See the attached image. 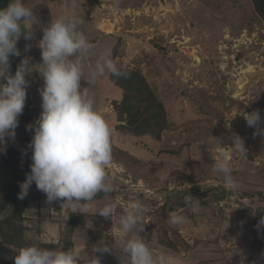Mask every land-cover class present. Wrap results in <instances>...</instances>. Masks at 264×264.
<instances>
[{
	"label": "rangeland",
	"instance_id": "1",
	"mask_svg": "<svg viewBox=\"0 0 264 264\" xmlns=\"http://www.w3.org/2000/svg\"><path fill=\"white\" fill-rule=\"evenodd\" d=\"M97 1L23 0L34 14L33 35L28 40L21 36L17 42L21 55L15 58L17 63H20L22 58L29 57L33 65L39 64L41 52L38 42L43 35L42 29L59 17H78L83 21L79 26L80 31L93 45L82 66L81 88H87L89 87L87 81L91 78L95 64L106 53H111L116 38L122 31L127 49L125 63H129L135 57L140 58L143 52L155 55L156 52L146 43L153 38L165 37L166 42L162 47L166 49L167 57L156 55L149 66H141V69L146 79L155 87L166 108L173 114L172 119L177 122L168 137L158 142L148 136L141 138L125 136L114 129L116 120L112 102L121 98V91L112 83L110 73L107 71L104 76L96 78L94 87L89 91L90 97L94 99L95 109L111 129L112 147L128 153L129 158L118 154L112 155L113 164L108 170L116 171L115 176H120L124 183L117 181L115 177L111 180L110 175H113L114 171H108V179L112 182L113 188L116 187L114 194L94 200L92 211L85 215L81 214L85 221L87 219V229L92 230L94 227L93 230L96 231V227L101 228L103 232L107 226L112 227L113 222L116 229L104 232L103 239H100L102 236L98 233L93 235V231L85 230V225L84 228L77 230L73 252L77 255L79 253L82 262L88 263V257L96 256L100 258L101 264H129L128 256L119 244L117 228L125 204L132 199L141 200V195L139 192L138 194L133 192L137 189H128V186L126 190H120L119 184L124 185V180L128 183L132 181L133 184L140 183L144 187L146 184L143 179L146 174L150 180H157L155 187L151 188L155 191L165 180L169 182L170 189L176 187L175 191L188 189L189 186L205 188L217 186L221 182L215 179L216 173L213 172L212 166L217 159L223 158L222 151H226L231 170L238 169L237 172L241 174L239 176L241 179H238L240 182L238 190L255 194L253 200L245 197L246 203H253L256 206L257 201L264 200V150L261 148L264 145V136L255 134L256 130L247 126L243 118V113L260 111L264 99V41L259 40V26L249 20L251 9L245 0H145L139 7L133 9L130 6V9L121 10L116 8L115 0ZM132 3L136 4L135 0ZM250 23L253 27L252 32L248 31ZM239 27L242 28L241 31ZM120 52L119 50L118 53ZM118 61L121 60L116 59L114 63L117 64ZM29 78L33 83L28 87L30 104L40 113L39 90L43 86V80L35 73ZM213 81L224 83L222 93L238 102L229 112H222L220 106L216 105L218 114H222L221 118L207 109L201 110L198 105L191 106V99L185 101L177 98L183 90V84H187L190 90L202 89V93L211 99L218 95L217 85L211 83ZM209 104L214 108L215 103L212 99L209 100ZM198 109L205 114L211 113V116L202 117ZM17 128L14 139L6 138V145L7 140L18 143ZM241 128L247 130L244 146L249 150V154L246 158L241 157L239 152L238 155L232 154L234 147L228 148L231 141L226 142L223 150L196 147L206 141L222 137L226 130ZM169 144L174 145V149L186 144L189 147L182 151L179 159L164 152L159 154V149H167L165 147ZM194 145L195 147H192ZM131 157L136 158L137 162ZM200 164L204 167H199ZM257 193L262 194V199ZM158 196V199H161L164 194ZM199 201L201 206L198 210L194 211L190 207L183 209L187 220L176 226L183 239L179 240V248L177 247L179 252H169L154 242L159 249L157 256L164 254L172 257V264H264V245L258 244L262 238L261 234L257 235V240L254 241L256 229L253 227L251 212L234 214V210H229L227 217L221 221L220 215L211 216L210 211L204 209L206 215L202 218L199 216L202 202ZM110 202H116L117 208L109 219L99 214L92 216L97 209ZM39 213L49 216L50 220L55 222L54 229L59 241L62 230L59 232L56 225L59 224L62 229L63 211H59L56 204L49 202V206L40 205ZM144 213L142 218L147 216ZM28 215L33 221L41 222L34 218V210L33 212L28 210ZM192 216L195 218L192 219ZM148 217L152 220L150 215ZM151 223L155 225V230L163 224L162 221ZM108 235H116L113 237L115 240L107 238ZM187 246L188 249L184 252V247ZM96 247H108L111 252H94Z\"/></svg>",
	"mask_w": 264,
	"mask_h": 264
},
{
	"label": "clouds",
	"instance_id": "2",
	"mask_svg": "<svg viewBox=\"0 0 264 264\" xmlns=\"http://www.w3.org/2000/svg\"><path fill=\"white\" fill-rule=\"evenodd\" d=\"M33 11L23 0H11L0 9V153L6 150V138H15L18 117L23 113L27 98L29 77L35 73L43 80L39 90L41 112L39 118L26 130L33 132L30 147L32 150L30 172L20 183L19 199H24L33 183L46 195L47 201H64L67 206L80 214L92 211V203L98 193L114 191L108 179V169L112 167L111 129L103 116L95 109L94 99L89 91L97 77L105 72L114 76H124L110 53H106L95 64L89 87L81 88L83 63L93 45L80 31L83 21L75 16L59 17L43 28L38 42L41 62L33 65L29 57L20 60L14 74L9 72V57H19L17 42L24 37L32 38ZM25 50H28L26 45ZM247 126L264 136V119L259 110L243 113ZM216 139V138H215ZM219 147L223 150L221 140ZM228 147V146H227ZM246 158L247 149L239 135L233 134L231 146ZM222 151V159L212 166L213 172L221 175L224 186L236 191L240 182L232 175L227 159ZM186 204L194 211L201 206L200 201L190 194ZM117 208L116 202L104 204L95 215L109 219ZM146 211L139 199H132L125 205L119 218L117 232L119 244L128 256L129 264H172V257L154 255L153 251L139 235L143 231L140 221ZM187 217L183 209L170 212L168 222L172 226L185 223ZM264 226V217L259 225ZM32 244L21 247L13 257V264H81V258L72 250L41 247L38 238ZM94 252L109 253L108 247H96ZM88 264H101L99 257H88Z\"/></svg>",
	"mask_w": 264,
	"mask_h": 264
},
{
	"label": "trees",
	"instance_id": "3",
	"mask_svg": "<svg viewBox=\"0 0 264 264\" xmlns=\"http://www.w3.org/2000/svg\"><path fill=\"white\" fill-rule=\"evenodd\" d=\"M93 1L98 2L97 0ZM115 1L116 3L114 4L116 8L121 10L130 9V6L133 7V9L139 7L145 0H135L136 4L132 3L133 0ZM245 1L251 9V18L249 20L251 23L256 22L259 26V40L260 42L264 41V0ZM10 2V0H0V9L5 8ZM251 23L248 28L249 32L253 31ZM239 30L241 31L242 28L239 27ZM123 33L124 31L117 36L110 53V58L114 62L116 59L121 60L118 61L116 66L121 72L125 73L124 76L120 77L114 76L111 73L109 74L112 83L121 91V98L112 102L113 114L115 115L116 120L114 129L125 136L133 138L148 136L160 142L172 133L177 125V122L172 119L173 114L170 113L168 108H166L163 100L156 93L155 87H153L143 75L141 66H149L150 61H152L156 55L167 57V51L162 47L166 42V39L164 36H160L150 39L148 43H146L148 46L153 48L156 52L155 55L143 52L140 58L135 57L131 59L129 63H125L124 56L127 49L123 41ZM130 35L137 37L135 34ZM119 50L121 51L120 53H118ZM17 66L18 63L15 56H10L9 72L14 74ZM28 79L30 80V78ZM211 83L217 85L216 90L218 92V95L211 98L215 103L214 108L210 107L209 100L211 99L207 94L202 93V89L199 88V90L193 91L189 89L187 84H183V90L177 95V98L185 101L191 99V106L195 107L198 105L201 110L207 109L211 113L214 112L216 115H219L221 118L222 114H218L219 110L217 106H220L222 112H229L235 108V105H237L238 102L233 100L229 95H224L222 93V90L225 88L224 83H218L216 81ZM28 95L29 91L27 88L25 107L23 113L18 118V143L7 140L6 150L0 153V264H13V257L17 254L18 250L21 247H25L35 242L34 238H38V243L41 247L72 250L74 247V232L78 229L84 228L86 225L85 218H83L80 213L73 211L67 206H62L64 203L62 200L52 201L53 204H56V206L59 207V211H63L62 233L57 243H44L41 240L42 230L40 221H33V219L29 218L28 210H30L31 203L37 199L46 198V195L39 191L36 188L35 183H33L28 191V195L24 199L18 198V193L20 192L19 185L25 180V174L30 172V164L32 163V150L30 143L33 132L26 130V126L34 124L40 115L35 106L30 107L31 105ZM200 109H198V112L202 117L205 116L209 118L211 116V113L205 114V112H202ZM260 113L262 119H264V99L261 102ZM261 127H264V125H261ZM246 133L247 130L245 128L226 130L224 135L217 139H220L222 146H224L226 142L233 140V134L239 135L244 141ZM217 139L206 141V143L196 145V147L216 150L220 148L219 141ZM171 145H167V147H165L167 149H159V154L164 152L179 159L181 158L182 151L189 147V145L186 144L174 149V145ZM192 147H195V145ZM261 148L264 150V145H262ZM236 153L237 150L234 148L232 154ZM116 154L129 158L128 153L112 147V155L116 156ZM131 159L134 162H137L136 158L131 157ZM199 167H204V165L200 164ZM237 171L238 169L232 170V175L238 180L241 179L239 178L241 174ZM124 176H127V174H124ZM215 179L219 180L221 184L217 186L211 185L207 188L203 186L204 189L203 187L194 186L182 191L172 190L170 192H168L167 189L169 182L165 180L161 182L160 188L156 190V193L154 194L155 196L152 195V197L139 193L141 197L149 200L151 199L153 206L155 205V207H157L154 213L145 211L144 214L151 215L152 221L156 223L160 221L163 223L161 226L157 227L155 231H152L144 219L140 222V225L143 227V231H141L139 235L144 238L147 245L150 247V242L153 241L156 242L157 245L164 247L169 252L178 251L177 247L179 248V240L182 238L178 228L169 224L168 217L170 212L178 209H184L186 207L187 209L189 208L185 202V197L189 194L202 202V209L199 214L200 217L204 218L206 215L204 213V209H208L211 216L220 215L221 221L226 218L229 213V209L220 211L218 209L219 200H224L230 196H236L237 198L250 197L251 200H253L255 194L244 193L238 189L236 191L225 190L222 184L223 178L221 175L216 174ZM143 180L149 188H154L155 181H157L150 180L146 174H144ZM119 185L120 190L127 189L126 186L121 184ZM176 186H178V184H176ZM134 193L138 194L137 192ZM113 194L114 192H111L107 195L110 196ZM161 194H164V197L158 199V195L161 196ZM107 195L102 192L98 193L95 200L103 199ZM257 195H259L262 199L261 193H257ZM255 205L263 212L261 214L251 213L253 216V227L256 229L254 241L257 240V235L261 234L262 238L258 244L263 246L264 226L258 227V225L261 218L264 217V200L257 201ZM184 211L185 210H183V213ZM234 212L245 213L246 210L238 209ZM193 218H195V216H192V219ZM176 240L178 243H176ZM187 249L188 246L184 247V251Z\"/></svg>",
	"mask_w": 264,
	"mask_h": 264
},
{
	"label": "crops",
	"instance_id": "4",
	"mask_svg": "<svg viewBox=\"0 0 264 264\" xmlns=\"http://www.w3.org/2000/svg\"><path fill=\"white\" fill-rule=\"evenodd\" d=\"M19 64V63H18ZM31 80V79H30ZM34 106V105H33ZM19 118V117H18ZM255 160V159H254ZM156 182V181H155ZM114 188H116V187H114ZM142 199H144V201H141ZM141 202L145 205V208H146V212L147 211H150L151 213H153V212H155L156 211V208L157 207H155V205L153 206V204H152V201L151 200H149V199H146V198H143V197H141ZM47 205V206H49V202L47 201V198H41V199H37L36 201H34L33 203H31V205H30V212H33V210H34V213H35V217L34 218H37V219H39V220H41V222H40V224H42V225H40L41 226V230H42V235H41V240L44 242V243H57L58 242V240H57V237H56V234H57V232H55V226H54V224H55V222L54 221H51L50 220V218H49V216H44V215H41L40 213H39V207H40V205ZM127 204V203H126ZM125 204V205H126ZM123 204H121V206H122ZM154 209V211H152ZM231 214V213H230ZM234 214H241V212H234ZM244 214V213H243ZM31 215V214H30ZM30 215H28L29 217H30ZM145 215H147V214H145ZM32 216V215H31ZM34 216V215H33ZM92 216H95V214H92ZM151 216V215H150ZM62 217H63V213H62ZM227 217V216H226ZM144 218V220H145V222L149 225V227H150V229H152V231H154L155 230V228H154V226L155 225H152V220H150V218L148 217V215L147 216H145V217H143ZM143 218H141V221H142V219ZM92 224H94V223H92ZM113 226L112 227H110V226H107V228H106V230L105 231H103L102 232V229L101 228H96L95 227V230L96 231H94L93 230V228L94 227H92V230L91 229H87V219H86V227H85V230L87 229V230H91V231H93V235L96 233H98V235H100V236H102L100 239H103V236H104V232H109L110 231V229H112V231L114 230V229H116L115 227V223L113 222ZM94 225H96V222H95V224ZM111 225H112V223H111ZM56 227H58V231L60 232V230H62V229H60L61 228V226L58 224V226L56 225ZM154 228V229H153ZM84 230V231H85ZM99 230V231H98ZM90 232V231H89ZM179 233H180V231H179ZM58 236H60V234L58 235ZM76 236H77V231L74 233V236H73V244H75L74 242H75V238H76ZM115 236L116 235H114V236H111V235H108L107 236V238H112L111 240L113 241V240H115L114 238H115ZM114 237V238H113ZM58 239H59V237H58ZM150 249L153 251V253H154V255H157V253H158V247H156L155 246V243L152 241V242H150ZM72 251H74L75 252V249H72ZM179 252V250L176 252V253H178ZM184 252H186V251H184ZM78 255H79V253H78ZM81 258V257H80ZM81 264H88L86 261H83L82 262V260H81Z\"/></svg>",
	"mask_w": 264,
	"mask_h": 264
},
{
	"label": "built area",
	"instance_id": "5",
	"mask_svg": "<svg viewBox=\"0 0 264 264\" xmlns=\"http://www.w3.org/2000/svg\"><path fill=\"white\" fill-rule=\"evenodd\" d=\"M29 83H30V86L33 85L31 80H29ZM28 99H29V101H31L30 94L28 95ZM30 107H33V106L31 105ZM247 154H249V150H247ZM236 155H238V151H237ZM241 157H244V156H241ZM108 171H114V170H108ZM113 173H114L113 175H110L111 176V180L115 177L117 181H122L123 182V180H121L122 178L120 176H118V177L115 176V174L117 173L116 171H114ZM124 181H125L124 185L126 187L128 186V189H130V188L137 189V190H134L133 192L143 193L144 195H148V196H152V195H154L156 193L155 190L150 188L152 190L151 191L147 185L142 187V184H140V183L133 184V183H131L132 181H130V183H128L127 180H124ZM223 187L225 188L224 185H223ZM175 188L176 187H174V189H170L169 186H168L167 189H168V192H170L172 190H175ZM188 188H190V186ZM225 190H227V189L225 188ZM227 191H229V190H227ZM246 202L247 201L244 198H237L236 196H230V197H228V198H226L224 200H219L218 201V209L220 211H224L226 209L234 210V211L238 210V209H241V210L249 211V212H251L253 214L254 213L255 214H258V213L261 214L263 212L261 209H258V207L254 206L253 203H251V204H253V205H251V204H248Z\"/></svg>",
	"mask_w": 264,
	"mask_h": 264
}]
</instances>
